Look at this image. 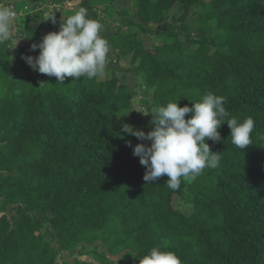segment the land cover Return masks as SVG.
<instances>
[{"label": "trees", "instance_id": "obj_1", "mask_svg": "<svg viewBox=\"0 0 264 264\" xmlns=\"http://www.w3.org/2000/svg\"><path fill=\"white\" fill-rule=\"evenodd\" d=\"M94 3L80 7L114 33L101 32L111 64L131 55L132 77L106 67V78L58 83L31 68L26 49L0 43V264H139L154 246L182 264H264V0H129L104 21ZM52 13L56 23L20 18L15 37L38 44L58 32L62 8ZM142 35L161 45L147 48ZM208 92L225 98L229 118H253L252 144L233 145L225 121L220 142L206 139L218 168L175 191L166 175L148 184L133 150L151 142L122 126L147 133L153 114L143 112L191 107Z\"/></svg>", "mask_w": 264, "mask_h": 264}, {"label": "clouds", "instance_id": "obj_2", "mask_svg": "<svg viewBox=\"0 0 264 264\" xmlns=\"http://www.w3.org/2000/svg\"><path fill=\"white\" fill-rule=\"evenodd\" d=\"M52 3L34 5L35 10L31 11L29 6L26 9L31 14L48 12L47 20L56 23L55 14L49 15L50 10L62 8L63 4L54 6ZM27 14L21 15L14 2L0 4V43L8 42L10 48L17 46L20 39L14 35L18 28L15 22ZM104 30L98 20L88 16L85 7H79L63 18L58 32H49L38 44L32 45L33 50L40 49L38 57L25 55L23 58L34 71L54 76L58 83L64 84L67 77L103 78L110 51L109 41L101 36ZM224 102L223 96L208 92L191 107L168 102L147 113L141 111L145 115L153 114L151 124L154 127L147 133L127 124L122 126L123 133L151 142L150 145L137 144L133 150V155L146 167L143 179L148 184L166 175L169 178L167 187L175 191L180 188L182 179H195L206 168H218L220 153L213 152L206 139L220 142L218 129L225 121L231 130L233 145L244 150L252 144L253 118L249 116L242 122L229 118ZM186 114H190V118L185 119ZM139 264H182V260L175 252L154 246L146 254L139 255Z\"/></svg>", "mask_w": 264, "mask_h": 264}, {"label": "rangeland", "instance_id": "obj_3", "mask_svg": "<svg viewBox=\"0 0 264 264\" xmlns=\"http://www.w3.org/2000/svg\"><path fill=\"white\" fill-rule=\"evenodd\" d=\"M95 2V0H93V3ZM28 3H29V1L28 0H17L16 1V4H15V7H17V9H18V12L21 14V15H25V14H27L29 11H28V9H26L27 8V6H29L28 5ZM96 6V8L98 9V11H99V18H100V20L101 21H104V10L105 9H107V11H108V13H110V15L111 14H113L114 13V9H117L116 8V3H114V5H113V3L111 4L109 1H107V0H105L104 1V3L103 4H105V5H98L97 4V2L96 3H94ZM67 5V4H66ZM64 7H65V5H63ZM62 6V11L64 12V7ZM68 7V6H67ZM177 8V7H176ZM78 9V7L77 8H73L72 9V11L69 13V12H65V16H66V14H68V15H71L72 14V12L73 11H75V10H77ZM120 9H122V7L120 8ZM177 12V10L175 9V10H173L172 11V14H174V13H176ZM67 15V16H68ZM66 16V17H67ZM42 25V23H40V22H35L34 24H32V26H34V27H39V26H41ZM57 26H60V23H57L56 24ZM114 28H116V23H114ZM43 32V31H42ZM44 34H47V33H44ZM43 34V35H44ZM33 37V36H32ZM142 38H143V40H144V42H145V46L147 47V48H150V49H154V47H156V46H159V45H161V41L159 40V39H154V37L153 36H150V35H142ZM33 40V39H32ZM35 41V40H34ZM19 42L20 41H18V43L17 44H19ZM27 46V45H26ZM108 59H110L109 61H111V60H113V59H115V56H114V54L112 53V48L110 47V51H109V54H108V58H107V64H106V67L108 68V69H113V68H118V69H120V76L122 75V72H125V74H128V76H131L132 77V74L131 73H126L127 71H126V68H129V67H131V55L130 56H127V57H125L122 61H121V63H118V64H115V63H110L109 61H108ZM106 72V71H105ZM3 75H4V73H2ZM11 76V75H10ZM109 76V74H107V73H105V75H104V77L103 78H106V77H108ZM131 77H129V78H131ZM5 79V78H4ZM6 80V79H5ZM1 81H3V80H1ZM130 83V85H131V87L132 88H135L136 87V85L134 84V82H129ZM0 87H2V86H0ZM182 205H184V201L182 200V198L180 197V196H175L174 197V199H173V206H174V208L175 209H178V208H180ZM186 206H188V205H185V207H184V211H186L187 213H190L191 211H192V209H191V207L189 206V207H186ZM10 214V213H9ZM45 235H46V233H45ZM47 235H49V234H47ZM50 236H53V238L55 239L56 237H55V235L54 234H51ZM59 250H60V248H59ZM98 251H100V249H98ZM76 257H79V255L78 254H76ZM80 260H82V261H85V262H95L90 256H84V257H82V258H79ZM96 263V262H95ZM59 264H62V262L61 261H59Z\"/></svg>", "mask_w": 264, "mask_h": 264}, {"label": "crops", "instance_id": "obj_4", "mask_svg": "<svg viewBox=\"0 0 264 264\" xmlns=\"http://www.w3.org/2000/svg\"><path fill=\"white\" fill-rule=\"evenodd\" d=\"M16 1L17 0H0V4H10V3H13L16 4ZM20 1V0H19ZM58 2L57 0H30V2L35 5V6H40L41 4H45L47 2ZM84 0H62V3L63 5H65L64 7V13H63V16L66 17L71 11L73 8H79L82 4ZM116 8L117 10H120V8H124L126 6H128L129 4V0H117L116 2ZM67 4V5H66ZM100 5V4H98ZM68 6V7H67ZM96 6V5H95ZM99 7V6H98ZM97 7V8H98ZM65 12H69L68 14H66V16L64 15ZM74 13V11L72 12V14ZM45 15H48V12L45 13ZM20 19V18H19ZM18 19V20H19ZM109 23L111 24V21H109ZM104 27V32L109 36L111 37L114 33H112L110 30H109V27H107V24L106 25H103ZM116 29V28H115ZM17 39H20L19 41V44H17V46L15 48H10V51L15 54V52L17 50H20L19 48L20 47H23L24 49H26L28 52H29V56H32V57H37L34 55V52L35 50L32 49V45L33 43L30 41V40H25L23 38H20V37H15ZM27 45V46H26ZM112 48V47H111ZM112 53L115 54L113 52V49H112Z\"/></svg>", "mask_w": 264, "mask_h": 264}]
</instances>
